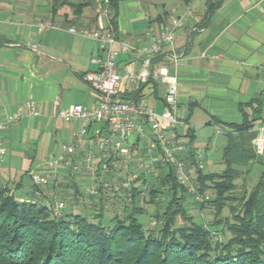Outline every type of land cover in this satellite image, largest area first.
<instances>
[{
    "label": "crops",
    "instance_id": "crops-1",
    "mask_svg": "<svg viewBox=\"0 0 264 264\" xmlns=\"http://www.w3.org/2000/svg\"><path fill=\"white\" fill-rule=\"evenodd\" d=\"M69 1L72 5L65 2L54 11L50 0H0L3 183L13 188L20 183L28 189L31 172L47 173L49 160L61 154L62 143L73 138L81 126L79 121L63 123L57 111L71 105L90 108L98 100L81 75L98 69L90 60L100 55L99 43L71 33L70 28L109 32L116 41L149 46L170 18L186 8H191L192 14L175 34L172 46L152 60V66H167L169 76L178 84L177 115L182 124L170 133L190 153L187 171L195 174L199 169L208 174L224 170L222 152L227 145L226 133L231 130L227 124H241L243 113L248 119H260L255 123V138L264 139V124L260 122L264 121V0H122L114 32L109 18L98 15V0ZM45 20H52L58 28L38 34L36 25ZM112 48L119 50V44ZM141 60L120 54L117 63L121 73H138ZM165 94L166 86L154 80L140 86L124 83L120 90L121 98L146 104L157 114L163 110ZM26 102L38 104L39 114L7 124V115ZM258 104L260 113L256 114ZM129 142L133 144L131 168L140 173L138 163L146 144L135 137ZM80 155L78 151V161ZM218 163L220 170L206 172ZM156 167L152 176L158 180L166 168ZM81 176L74 173L65 177L73 178L85 191L92 180L83 183ZM24 178L28 184L23 183Z\"/></svg>",
    "mask_w": 264,
    "mask_h": 264
},
{
    "label": "trees",
    "instance_id": "trees-1",
    "mask_svg": "<svg viewBox=\"0 0 264 264\" xmlns=\"http://www.w3.org/2000/svg\"><path fill=\"white\" fill-rule=\"evenodd\" d=\"M120 1L108 0L113 32L117 30ZM50 2L54 11L65 2L70 3ZM254 110L260 113L259 104ZM259 120L248 119L243 113L241 124H227L231 130L226 133L222 172L204 174L196 169L192 181L195 195L214 191L210 199L200 203L194 200L201 212L212 211L209 222L189 217L187 201L195 196L178 183L172 167H163L166 172H161L160 180L141 175L135 181L148 186V203L153 208L164 203L161 210L155 209L156 227L150 230L139 220L144 212L138 205L139 188L134 185L124 191L130 193V209L125 207L121 215L108 218L102 203L99 213L92 215L62 207L60 215L55 216L53 198L44 194L40 185L31 181L28 189L20 183L12 188L0 180V264H264V150L261 155L256 154L252 143ZM190 157L186 151L185 164ZM256 165L260 175L251 191L240 198L231 196L235 181L249 176ZM46 185H50V190H74L75 201L80 196V188L72 179ZM102 192L100 187L98 195ZM225 208L230 216L223 218ZM226 234L229 238L221 240Z\"/></svg>",
    "mask_w": 264,
    "mask_h": 264
},
{
    "label": "built area",
    "instance_id": "built-area-1",
    "mask_svg": "<svg viewBox=\"0 0 264 264\" xmlns=\"http://www.w3.org/2000/svg\"><path fill=\"white\" fill-rule=\"evenodd\" d=\"M97 13L99 16L109 17L108 0L102 1ZM191 14V8H186L178 16L171 17L168 26L149 46L138 47L125 41H116L109 32L69 29L73 34L99 43L100 55L90 60L98 69L81 75L82 81L97 94L98 100L90 108L71 105L57 111L56 116L63 123L79 121L81 126L73 138L63 146L61 154L49 160L47 173L29 174L33 184L57 185L67 174L81 173L84 168L92 180L88 188L89 197L97 196L100 187L117 197L129 190L139 176L147 178L154 175L156 164H159L161 167H172L178 183L184 186L189 194L195 195V187L184 162L186 147L182 142L174 140L170 133L182 124L177 115L178 84L169 76L167 66H152V60L157 58L164 48L172 46L175 34ZM56 28L58 25L55 22L45 20L36 25V32L42 34ZM116 42L119 44V50L112 48ZM120 54L139 56L142 59V70L138 73H121V67L117 63ZM150 80L166 86L163 110L160 114L155 113L146 104L120 97L124 83L140 86ZM38 114V104L22 103L7 115L6 123L16 124L24 116ZM132 137L146 144L145 154L138 163L140 173L131 168L133 144L129 140ZM253 146L256 154L261 155L264 150L263 138L256 137ZM78 151H81L80 161L77 159ZM4 152L0 141V166ZM118 167L121 180L110 183L108 178L114 175ZM197 199L201 201V198ZM60 209L53 210L55 216L60 215Z\"/></svg>",
    "mask_w": 264,
    "mask_h": 264
},
{
    "label": "rangeland",
    "instance_id": "rangeland-1",
    "mask_svg": "<svg viewBox=\"0 0 264 264\" xmlns=\"http://www.w3.org/2000/svg\"><path fill=\"white\" fill-rule=\"evenodd\" d=\"M153 1L155 3H157L158 0H153ZM66 143L67 142L62 143L61 152H62L63 146ZM216 159L219 160V162H220L221 161L220 155L219 156L217 155ZM218 164H217L216 168H214L213 170L208 169V170H206V172H216V171L220 170L221 164L220 163H218ZM3 166L4 165L1 164L0 168ZM217 167H219V168H217ZM256 168L257 169H255V168L253 169L252 173L249 176L240 177L239 179H237L235 181L236 189L232 193L231 196H233V197L235 196L236 198H240L244 193H248L251 191V189L255 186V184L258 180V177L260 175V171H259L258 167H256ZM119 169L120 168L118 167V169L114 172V175L112 177L108 178L109 179L108 181L110 183L119 182L121 180V174H120ZM187 172H188V175H189L191 182H192L195 178V174L193 171H191V173L189 171H187ZM81 173L83 174V176L80 177L79 181L82 180L83 183L88 184V181H89L88 179H90V177L88 176L87 171L83 168V169H81ZM64 178H66V177H64ZM64 178L62 179V181L65 180ZM23 183L28 184V179L24 178ZM91 183H92V181H91ZM90 184L88 186L86 185L87 188L85 191L82 189L79 190L80 196L78 195L77 201H75V199H74L75 192L72 189L50 190L49 189L50 185H40V188L44 194L49 195V198H53L52 199L53 203H54L53 210H57V208L63 207V210H65V211H71L73 213L76 212V213H80L82 215H92L94 213H99L100 205L103 204L104 215H106L108 218H111L115 214L121 215L122 212L124 211L125 207L127 210L130 209V199L128 197V195L130 196V193L124 192L121 196L115 197V196H112L109 191H107L106 189H103V192L100 195H97L94 199H91L88 196V188H89ZM192 184H193V182H192ZM133 185L139 188L140 195H139V199H138V205L140 207H142L143 212H144V214L139 216V220L143 223V225L146 229H148V230L154 229V227H156V223H155V220L153 218L155 209L157 208V209L161 210L164 206L163 205L164 203L163 202L157 203L155 208H153L148 203V194H147V190H146L148 188V186L142 185V183L140 181L137 183H134ZM194 196H196L194 199H189V201H187L188 202L187 213H188L189 217L194 218V220L202 219V220H204V222L211 221L213 218L212 211L210 209H205L201 212L198 209V206L194 204V200L196 199L197 201L196 200L195 201L197 203H200L203 200L210 199L214 196V191L212 189H209L205 192V194L203 196H199V195H194ZM100 197L102 199H100ZM197 198H201V201H199ZM158 201H161V200H158ZM234 206L237 208L238 204L235 203ZM227 216H230V215L228 213V209L225 208L222 212V217L224 218ZM104 223H106V222H104ZM177 224H180V220L177 221ZM225 238L226 239L229 238V235L226 234L225 237H221V240H225Z\"/></svg>",
    "mask_w": 264,
    "mask_h": 264
}]
</instances>
